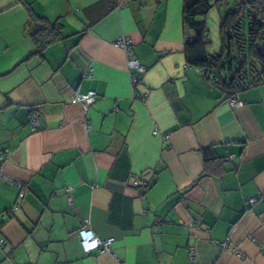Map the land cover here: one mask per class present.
<instances>
[{"label":"crops","instance_id":"0c3cea01","mask_svg":"<svg viewBox=\"0 0 264 264\" xmlns=\"http://www.w3.org/2000/svg\"><path fill=\"white\" fill-rule=\"evenodd\" d=\"M183 8L0 0V264H264V83L232 107L186 61ZM31 14L58 29L41 53Z\"/></svg>","mask_w":264,"mask_h":264},{"label":"trees","instance_id":"16d2710c","mask_svg":"<svg viewBox=\"0 0 264 264\" xmlns=\"http://www.w3.org/2000/svg\"><path fill=\"white\" fill-rule=\"evenodd\" d=\"M226 0H184L183 19L191 33L185 42L188 65L203 71L228 97L264 83V0H237L221 19V48L211 52L206 16ZM38 53L58 36L56 26L31 14ZM31 20V19H30Z\"/></svg>","mask_w":264,"mask_h":264},{"label":"built area","instance_id":"2783aa9c","mask_svg":"<svg viewBox=\"0 0 264 264\" xmlns=\"http://www.w3.org/2000/svg\"><path fill=\"white\" fill-rule=\"evenodd\" d=\"M116 45L120 48H123L127 54L129 55V60H128V65L129 68L132 71L131 74V79L134 87L138 85L142 77L147 71V68L145 65H143L138 58L134 56L133 52V45L132 41L129 37L127 36H121L117 41ZM97 93L95 91H89L88 93H80L77 91L73 97H72V102L73 103H82L85 106H88L92 104L95 99H96ZM238 98L239 95L238 93L232 95L231 97L228 98L230 104L232 107H236L238 105ZM39 119L37 117H34L32 119V125L37 126L39 124ZM3 160V154L0 153V164ZM67 191L70 192V188H67ZM21 196L24 195V192L22 191L20 193ZM257 201V198H253L250 200V205H253ZM196 222H199L197 220ZM89 225V221L86 220L84 222L83 227L80 229V234L82 237V241L84 242L85 248L88 252H90L93 248H98L100 253H105L110 251V246L111 243L113 242V238L110 239H102L98 236H96L92 231H89L87 229ZM3 240H0V244H3ZM224 247H230V244L228 242H223L221 243ZM262 252L264 253V246L260 247ZM239 253V251H238ZM241 254V253H239Z\"/></svg>","mask_w":264,"mask_h":264},{"label":"rangeland","instance_id":"374dc122","mask_svg":"<svg viewBox=\"0 0 264 264\" xmlns=\"http://www.w3.org/2000/svg\"><path fill=\"white\" fill-rule=\"evenodd\" d=\"M237 0H226L220 5H215L208 12L205 17L207 20L209 28V37L211 43L208 46V49L211 52L219 51L221 48V34H220V25L221 19L224 16L227 8L235 7Z\"/></svg>","mask_w":264,"mask_h":264}]
</instances>
